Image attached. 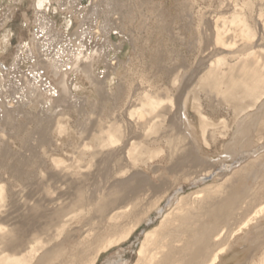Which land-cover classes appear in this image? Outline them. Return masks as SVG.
Masks as SVG:
<instances>
[{
  "label": "rangeland",
  "instance_id": "1",
  "mask_svg": "<svg viewBox=\"0 0 264 264\" xmlns=\"http://www.w3.org/2000/svg\"><path fill=\"white\" fill-rule=\"evenodd\" d=\"M248 5L249 0H0V119L5 122L0 120V175L9 176L0 191V207L9 202L11 196L16 197L26 182L27 187H31L41 174L53 171L52 157L59 161L57 169L66 168L64 170H69L72 177L79 173L74 146L82 133L98 119L105 121L121 115V125L126 120L133 121L140 112L135 100L139 87L155 92L157 97L163 92L164 100L175 102L189 85L185 115L196 126L200 153L217 163L216 172L221 165L215 159L230 146H233L232 154L242 151L249 154L235 164L236 171L264 154V148L257 149L264 144V134L258 128L253 127L248 132L249 147L243 144L241 136H233L236 126L232 111L220 98L206 96L192 83L201 58L209 56L211 51L203 45V32L211 35L212 42L219 31L225 42L224 51L206 58L204 66L213 65L220 55L234 50L240 42H250L251 36L257 38L253 35ZM241 29L244 35H238ZM83 61H92L91 73L95 79L103 81L101 88L86 77L79 65ZM48 62H54L57 67L53 68ZM31 78L38 86L37 98L27 83ZM199 104L202 113L213 121L210 127L217 129L214 139L210 134L206 136L208 146L200 139L196 110ZM8 109L13 111L4 118ZM182 113L181 110L183 118ZM57 123L60 126H56ZM182 126L185 133H190L186 122ZM50 133L56 140L55 150L47 153L49 146L40 139ZM256 149L255 156L250 154ZM147 151L148 163L135 161L134 167L157 183V176L165 174L169 165V144L165 138H159ZM131 152L132 157L137 153L136 150ZM20 159L26 160L23 166L19 164ZM42 159L46 161L45 166L40 163ZM259 174L261 177L256 181L243 174L238 188L263 190L264 170ZM224 177L218 173L214 179L204 181L206 183L181 181L179 194L191 193L208 183H219ZM66 187V184H56V190L48 189L50 197L65 192ZM246 196L242 197L245 202ZM169 197L159 203L161 214L175 206L176 202L169 201ZM192 198L191 207H195L199 201ZM61 199L56 203H66ZM159 208L149 210L122 241L101 250L95 264L135 263L145 234L158 227L162 220ZM80 211L70 212L66 216L67 225L63 230L58 229L57 237L49 243L38 240L39 245L63 243L68 252L77 242H90L95 234L108 232L98 228L87 211ZM254 214L245 228L231 236L223 229L221 236L227 239L226 252L220 254L216 264H264V204ZM122 221L121 218L111 223ZM74 236L76 241L73 242ZM33 263L34 259L28 264Z\"/></svg>",
  "mask_w": 264,
  "mask_h": 264
},
{
  "label": "bare ground",
  "instance_id": "2",
  "mask_svg": "<svg viewBox=\"0 0 264 264\" xmlns=\"http://www.w3.org/2000/svg\"><path fill=\"white\" fill-rule=\"evenodd\" d=\"M248 14L253 35L257 38L251 36L250 42H240L234 50L225 51L209 66L203 65L206 58L222 53L225 42L219 31H216L212 42L211 35L203 32V45L211 51L208 50L209 56L201 58L202 63L197 67L192 83H196L194 88L206 96L220 98L232 111L236 126L233 136H241L243 144L249 147L246 141L249 130L256 127L264 134V0H249ZM244 33L241 29L238 35ZM88 57L85 55V58ZM91 62L83 61L79 65L86 77L101 88L103 81L93 77ZM48 64L57 67L54 62ZM27 80L34 98H37L36 82L33 78ZM188 88L189 85L173 102L171 99L164 100L163 92H159L157 97L155 92L139 87L135 100L140 105V112L133 121L126 120L121 125V115H115L105 121L98 119L96 124L86 128L74 146L76 166L80 168L74 177L69 170H64L66 168L57 169L59 161L52 157L55 164L53 171L39 174L31 187H27L26 182L16 193L18 195L14 194L16 197L11 196V200L0 207V264H28L33 259V264H95L101 250L126 238L149 210L159 208V203L170 195L169 201H175V206L165 214L158 209L162 220L158 227L145 234L133 264H216L227 246L226 237L221 236L223 229H227L231 236L245 228L264 204V189L253 190L250 187L245 191L238 188L243 174L254 181L261 177L259 173L264 170V154L251 159L236 171L235 164L249 154H246L248 151L232 154L233 146H230L226 153L215 159L221 165L216 172L217 163L200 153L196 126L185 115ZM63 90L66 91V87ZM196 110L200 139L208 146L206 136H214L217 129L210 127L214 125L213 121L202 113L200 104L196 105ZM12 111L8 109L3 117ZM185 122L191 128L190 133H185L186 129L182 128ZM51 135L40 139L41 143L48 144L47 153L55 150L56 140ZM159 138H165L169 144V165L165 174L157 176L156 183L134 166L135 161L148 163L145 153ZM260 148L263 149L264 144L257 149ZM257 149L249 150V153L254 155ZM133 150L137 151L134 157ZM228 159L232 162L227 163ZM24 161L20 159L19 164L23 166ZM40 163L45 166V159ZM150 167L155 168L153 165ZM218 173L225 176L221 182L208 183L191 193L179 194L182 191L181 181H193L195 184L214 179ZM8 178L0 175V191ZM58 183L66 184L67 190L50 197L48 189L56 190ZM38 193L40 197L36 198ZM245 194L248 197L246 202L242 200ZM61 198L66 203L57 204ZM191 198L199 201L195 207H191ZM77 209L87 211L89 219L95 220L98 228L108 232L95 234L90 242H77L68 252L63 243L46 247L39 245L38 240L49 243L57 237L58 229L63 230L67 225L66 216ZM121 218L124 222L111 223ZM72 240L76 241L75 236ZM38 252L40 254L35 256ZM109 262L106 263L126 264Z\"/></svg>",
  "mask_w": 264,
  "mask_h": 264
}]
</instances>
